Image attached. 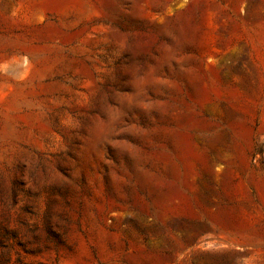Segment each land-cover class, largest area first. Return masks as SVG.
I'll use <instances>...</instances> for the list:
<instances>
[{
	"label": "rangeland",
	"instance_id": "rangeland-1",
	"mask_svg": "<svg viewBox=\"0 0 264 264\" xmlns=\"http://www.w3.org/2000/svg\"><path fill=\"white\" fill-rule=\"evenodd\" d=\"M0 264H264V0H0Z\"/></svg>",
	"mask_w": 264,
	"mask_h": 264
}]
</instances>
